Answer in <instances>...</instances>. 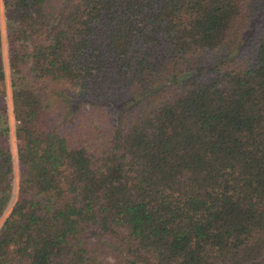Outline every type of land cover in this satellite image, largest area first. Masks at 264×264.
Wrapping results in <instances>:
<instances>
[{
    "label": "trees",
    "instance_id": "1",
    "mask_svg": "<svg viewBox=\"0 0 264 264\" xmlns=\"http://www.w3.org/2000/svg\"><path fill=\"white\" fill-rule=\"evenodd\" d=\"M1 4L0 264L264 258V0Z\"/></svg>",
    "mask_w": 264,
    "mask_h": 264
},
{
    "label": "rangeland",
    "instance_id": "2",
    "mask_svg": "<svg viewBox=\"0 0 264 264\" xmlns=\"http://www.w3.org/2000/svg\"><path fill=\"white\" fill-rule=\"evenodd\" d=\"M6 38H5V27H4V21L2 17V4L0 0V51L4 54H6ZM5 100H6V105H7V120L9 124V143H8V149H9V154L11 156V160L13 163V194H12V199L14 200L16 196V191H17V186H16V181H17V174H18V164L17 160L15 158V153H14V140H13V129H14V115L11 109V100H10V88H9V81H8V68L5 64ZM12 200V201H13ZM1 221V219H0ZM253 264H264V258L254 262Z\"/></svg>",
    "mask_w": 264,
    "mask_h": 264
}]
</instances>
